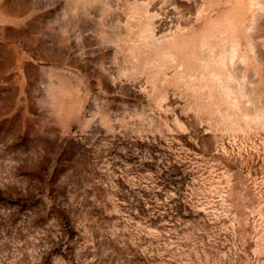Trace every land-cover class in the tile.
<instances>
[{
	"label": "rangeland",
	"instance_id": "374dc122",
	"mask_svg": "<svg viewBox=\"0 0 264 264\" xmlns=\"http://www.w3.org/2000/svg\"><path fill=\"white\" fill-rule=\"evenodd\" d=\"M0 264H264V0H0Z\"/></svg>",
	"mask_w": 264,
	"mask_h": 264
}]
</instances>
